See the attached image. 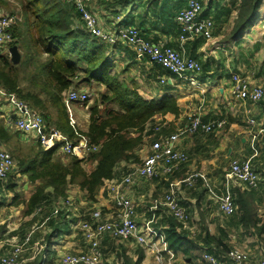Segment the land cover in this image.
Listing matches in <instances>:
<instances>
[{
	"label": "crops",
	"instance_id": "obj_1",
	"mask_svg": "<svg viewBox=\"0 0 264 264\" xmlns=\"http://www.w3.org/2000/svg\"><path fill=\"white\" fill-rule=\"evenodd\" d=\"M106 1L97 0L94 4V10L102 27L108 28L111 21L122 18L121 22L123 23L128 22L139 26L151 41L158 42L164 40L176 49L181 48L178 40L180 28L174 20L175 14L179 9H174L171 14L173 22L172 25H169L159 18L158 11L161 0H157V5H154L153 2L146 3L144 0L126 7L106 6L104 4ZM231 1L235 3L238 0H215L210 5L207 0V7L204 8L203 5V15L205 14L204 16L213 19L214 29L212 39L207 41L202 37H195L184 42L182 46L186 55L202 62V71L196 76L186 73L185 78L175 77L163 67L151 62L147 57L136 56L135 52L125 45L117 44L109 46L106 44L108 47L107 53L113 66L119 72L124 70L125 73L123 75L131 77L136 82L138 85L137 91L144 99H157L165 95L173 96L176 99L179 107L178 113H167L161 116L168 122L165 131L169 130V133L186 126L192 117H200L204 121L219 118L229 120V118L236 117L240 112L245 114V110L250 109L254 115H257L255 117L260 122L259 127L261 129L256 128L254 131H242L243 135L240 138V142L241 144H245L248 141L252 142L255 138L257 140L264 139V125H262L264 124V100L255 105L246 102L248 106L240 110V105H244L245 103L241 104L242 102L235 101L230 95V77L228 76L232 72L237 71L244 76H248L255 83L264 85V83L260 82V79H254V71H249L247 62L249 58L243 50V47L248 46V44H254L259 48L258 52L264 51V26L257 24L255 21L250 28H243L231 37V30L236 17L235 7ZM186 2L187 0H184L180 9L185 6ZM227 8H232L229 14L227 13ZM248 55L250 56V54ZM262 56L264 54L258 59H262ZM160 77H165L167 83L164 85L160 84ZM261 77L264 78V74H261ZM85 88L88 89L89 87H76V89ZM3 90L8 94L4 88ZM81 105L83 107V104L78 102L70 105L66 104L67 112L71 123L75 124L80 130L86 131L89 124V106H87V111L83 112L84 107L81 112L79 109ZM237 105L239 107H236ZM14 109L16 107L10 105L5 96L0 95V122L7 129H10L7 125L9 118L15 116L13 114ZM158 117L156 116L153 121L147 123L145 129L151 126ZM228 120L227 122L229 123ZM228 123V131L236 129L234 122ZM10 130L13 131L12 128ZM228 133L224 134L222 130L209 133V135L198 132L181 138L178 142V147L187 152L188 161L177 172L166 179L148 180L146 178H136L130 189V196L136 203L138 223L143 226L161 229L163 233L168 226L167 218L170 216L162 204L163 194L170 189L177 191L178 198L191 216V222L189 223L190 231L198 239L195 240L197 243L194 242L195 244H193L194 248L189 250L190 261H186L181 252H174L172 250L180 264H202L200 261L201 244L206 248L211 244V249H208L215 250L218 253H224L231 247L250 249L251 264H256L258 260L264 257V181H262L259 189L248 190L228 178V168L223 176L220 174L219 178L218 175L220 169L218 163L221 156L228 159V164L231 158H245L241 156V149L238 150L234 142L228 143L229 137H225ZM17 134V139L21 143L30 145L35 142L32 136L24 135L22 138L19 132ZM232 141L234 140L232 139ZM2 143L7 149L5 143L3 141ZM143 147L144 143L135 151L139 158L143 157L146 153L143 152ZM75 154L79 158L86 156L83 148H76ZM259 160H261V163L256 169L264 170V162H262L264 161V152H262ZM133 163L135 162L120 161L116 166L114 178L121 177ZM192 170L199 171L202 177L193 187L186 188L180 181L186 173ZM107 183L104 182L99 187L94 201H89L86 192L81 190L77 185L68 186L66 197L70 198L71 205L64 208V215L60 216L58 220L61 230L58 232L57 240L55 239L52 243V253L49 255L52 264H58L57 259H59L63 250L64 252H72L87 249L85 243L84 249H76L79 241L83 240V238L82 236L81 238L75 237L73 231L78 229V224L82 219L89 217V212L87 213V211H90V209H100L104 215L108 212L107 215L111 214L110 208L112 203L105 189ZM237 189L246 194L244 200L247 201L249 207L252 209V215L256 219L254 225H242L239 221L241 216L240 211L233 215H224L219 211L218 200L221 194L226 191H232L237 198ZM51 190V188L47 189L49 193ZM214 191L216 193L220 191V194L216 196ZM210 193L214 194V197ZM66 197L56 199L52 197V203L53 200L55 201L51 206H55L57 201L59 202ZM90 204L92 206H89ZM53 216L55 217L56 215L54 214ZM31 217L32 215L29 219ZM231 218L232 221L230 220ZM186 230L189 232L188 229ZM206 230L215 239L218 246H214L212 243L205 244L202 238V240L199 239L201 235H205ZM66 231L67 233L65 234L67 235L65 236H68L69 240L76 242V244H73L74 247L71 246L72 243L70 241L65 240L63 242L65 239L63 235ZM43 232L45 233L46 231ZM32 244L34 245V243ZM161 247L168 249L166 243L162 241ZM100 249L103 256L105 254L109 255L104 261L123 264L122 255L135 261L139 245L132 238L121 239L104 234L100 242ZM141 264H152V257L144 252Z\"/></svg>",
	"mask_w": 264,
	"mask_h": 264
},
{
	"label": "trees",
	"instance_id": "obj_2",
	"mask_svg": "<svg viewBox=\"0 0 264 264\" xmlns=\"http://www.w3.org/2000/svg\"><path fill=\"white\" fill-rule=\"evenodd\" d=\"M15 1L18 3L17 13L21 17L11 28L13 41L9 43V47L17 46L20 60L14 64L7 52H0V86L38 111L45 121V129H58L72 144L86 139L89 147L86 156L79 158L73 154H63L57 145L44 150L36 140L33 144L21 146L17 139L18 132L7 129L0 122V139L16 160L14 172L25 176L28 185L34 187L24 201H19L20 194L15 191V185H7L8 190L14 193L15 204L24 203L23 215H32L31 219L20 227L24 228L36 221L35 211L38 207L48 205L54 215V206L51 204H54L55 200L52 203L51 199L66 197L69 185H77L86 192L89 201H94L99 187L104 180L114 176L120 161H140L135 151L144 143L145 125L156 116L177 114L179 107L176 99L170 95L144 99L137 91L136 82L123 75L124 70L119 72L113 66L106 44L90 38L81 28H72L77 14L66 1ZM141 1L144 0H107L104 4L110 7H126ZM213 1L215 0H208V4ZM262 1L264 0H238L235 2L236 6L235 3L232 4L236 17L231 37L254 24ZM145 2H153L154 5L158 3L157 0ZM183 2L184 0H161L159 18L172 25L171 14L175 8L180 11ZM0 7H4L5 11L9 10L6 0H0ZM231 11L232 8H227L228 14ZM125 24L132 25L128 22ZM133 26L146 37L139 26ZM78 86L93 87L98 91L97 94L95 92L96 97L88 108L89 124L86 131L71 123L64 102V94ZM168 131L166 132L169 133ZM93 146L98 147L93 150ZM84 165L89 167V170ZM2 182L0 181V184ZM48 188L52 189L50 193ZM236 193L235 203L241 212L239 221L245 226L254 225L256 219L249 204L244 200L245 192L237 189ZM55 215L48 220L46 232L42 237V252L25 264H52L49 255L52 253V243L61 230L58 220L64 212L60 210ZM13 234L17 235L16 232ZM25 235L18 237L19 240L22 241ZM164 235L168 249L181 252L184 259L190 261L189 250L197 243L196 236L182 229L181 224L171 216L168 217ZM201 238L205 244L218 246L207 230L199 239ZM32 243L33 239L29 245H33ZM207 247L211 249V244ZM143 254L144 250L139 246L135 261L122 255L123 264H141Z\"/></svg>",
	"mask_w": 264,
	"mask_h": 264
},
{
	"label": "built area",
	"instance_id": "obj_3",
	"mask_svg": "<svg viewBox=\"0 0 264 264\" xmlns=\"http://www.w3.org/2000/svg\"><path fill=\"white\" fill-rule=\"evenodd\" d=\"M12 1V0H8ZM71 5L77 14L73 20V29L81 28L83 32L109 46L122 44L135 52L136 56L147 57L151 62L163 67L171 75L185 78L186 73L196 76L202 71V62L196 58L186 55L183 44L195 37L211 40L213 37L214 22L211 17L203 15V4L200 0H187L186 5L175 16V22L180 28L178 40L180 49L170 46L164 40L153 42L144 37L140 30L133 25L121 22L122 18L111 21L108 28L102 27L100 20L94 10L97 0H64ZM16 15V14H15ZM12 13L0 7V52L9 54V43L13 41L11 28L19 19ZM257 24L264 26V1L258 9ZM159 83H167L165 77L159 78ZM229 92L235 101L249 104H257L264 100V86L253 82L248 76L233 72L229 81ZM0 95L5 96L8 103L15 106L14 117L9 118L8 127L22 136H32L38 141L44 150L51 149L56 145L66 155L75 154L76 148H83L86 153L89 150L86 139H80L72 144L64 135L55 128L45 129V121L40 113L28 106L14 93L6 94L0 87ZM92 99L88 89H71L64 94L65 105L72 103L85 104ZM67 108V106H66ZM246 125L248 128H258L259 121L250 109L245 110ZM226 118L204 121L200 117L190 118L189 123L175 132L165 131L168 122L159 116L151 126L144 130V138L150 140L149 151L140 158V162L131 164L121 177L104 180L108 182L105 189L111 200V214L107 215L100 209L89 211V217L82 219L78 229L86 243L87 249L83 251L64 252L58 259V264H106L100 249V242L104 234L116 238H132L145 253L152 257V264H180L172 250L161 247L165 235L161 229L140 225L137 221L136 203L130 196V189L136 178L148 180L168 178L177 172L180 167L188 161V154L178 147L181 138L196 133H213L224 129L227 125ZM264 125V124H262ZM98 146H93L96 150ZM15 161L10 152L3 146L0 139V181H3L10 172L15 170ZM264 170L253 167L249 159L242 157L231 158L228 164V178L237 182L245 189L257 190L264 181ZM202 174L199 171H189L180 183L186 188L193 187ZM163 206L167 214L173 217L182 226V229L190 231L189 223L191 216L186 207L180 201L177 191L170 189L163 194ZM71 205L70 198L57 201L54 213ZM219 211L224 215L237 213L238 207L235 203V194L226 191L218 200ZM88 216V214H87ZM34 226L25 235L22 241L16 234L17 229L9 233L5 241L10 246L6 254L0 255V264H18L25 246L30 244L31 234ZM179 231V229L177 228ZM194 236L195 234L190 231ZM12 238V240H10ZM35 244V243H34ZM200 249V248H199ZM166 251V253H164ZM250 249L228 248L224 253L210 251L201 244L200 261L202 264H251ZM256 264H264L262 257Z\"/></svg>",
	"mask_w": 264,
	"mask_h": 264
},
{
	"label": "rangeland",
	"instance_id": "obj_4",
	"mask_svg": "<svg viewBox=\"0 0 264 264\" xmlns=\"http://www.w3.org/2000/svg\"><path fill=\"white\" fill-rule=\"evenodd\" d=\"M6 3L9 6V10L8 11L6 10V11L9 13L12 12L13 15L16 14L15 16L20 18L21 17L20 14L17 13V4H18L17 1L6 0ZM231 3H233V1H231ZM202 4L204 5V8H206L207 7V0H202ZM3 9H4V7H3ZM258 49L259 48L254 44H248V46L243 47V50L245 51L244 53H246V55L249 58V59H247L249 71H254V76H255L254 79H256V78L260 79V82L264 83V78L261 77V74H264V56H262V59H258L261 57L262 54H264V51L258 52ZM248 54H250V56ZM228 76L231 78V75H228ZM230 78H229V81H230ZM262 86H264V85H262ZM88 90L90 92L92 91L91 92L92 99L89 102H87L86 104H83V107H82V105H81V107H79L81 112H82V109L84 107H85V109H83V112L87 111V106H90V104H92L94 98L96 97V94L98 93V91H95V89L93 87L88 88ZM95 92H96V94H95ZM241 104H243V103H241ZM247 104L248 103H246L244 105H240V110L243 109L244 107L248 106ZM236 107H239V105H237ZM256 117H257V115H256ZM245 119H246V115L244 113H241V112L238 113V115L236 117L231 118V119L229 118V120L227 119L229 121V123H231V122L235 123L236 129H233V131H228V129H227L228 125H227L225 127V130L222 129V132L224 134L229 132L225 136V137H229L228 143L234 142L236 144V146L238 147L237 149L238 150L241 149V152H240L241 156H244L246 159H249L254 168H258L260 166V163H261V160H259V158L261 157L262 152H264V139L257 140V138H255V139H253V141H252V139H250L252 142L248 141L245 144H241L240 138L243 135L242 131H244V130L254 131V128H251V127L248 128L247 127ZM212 139H215V138H212ZM232 139L234 141H232ZM20 144H21V146L26 145L25 143H21V142H20ZM149 145H150L149 140L147 138H145L144 147H143L144 153L146 151L147 152L149 151ZM219 159L220 160H219L218 164H219L220 169H219L218 175L220 178V174L223 176L225 171L228 168V159L224 158V156H221ZM14 161H15V166H16V160L14 159ZM85 168L87 170H89V167H87L86 165H85ZM8 184H14L15 185V191L18 194H20V198L18 199L19 201L20 200L24 201L29 196V194L34 189V187L31 185H27V179L24 176L19 175L16 172H10L9 175L0 184V255L6 254L9 251L10 246L8 245V242L5 241L6 238L10 237L9 233H11L15 229H17L15 232L17 233L18 237L21 238L31 230V226H34V228H33L34 231L31 234V239H33L35 244L25 246V250L21 255V259L18 261V264H25L27 261L31 260L35 255L42 252V249H43L42 237L44 235L43 231H46L48 220H50L51 217L53 218V211H51L49 209L48 205L38 207L35 211V216H36L35 224L33 222V224L31 226L29 225V226H26L24 228H20L22 226V224L30 218V216L25 217L23 215V210L25 208L24 203H19L18 205L15 204V201H13V194L14 193L12 191L8 190V188H7ZM210 194H211V196L214 197V194H212V193H210ZM219 194H220V191H217V193L215 192L216 196H218ZM235 201H236V199H235ZM89 206H92V205L90 204ZM90 210H92V209H90ZM88 212L89 211H87V213ZM230 220L232 221V218ZM9 228H14V230H10ZM73 231L75 233V237L81 238V232L78 229L73 230ZM65 233H67V231L64 232V235H63L64 237L62 236L63 238H65L64 240L62 239L63 242L65 240L70 241L72 243L71 246L74 247L73 244L74 243L76 244V242L69 240L68 236H65V235H67ZM32 236H33V238H32ZM10 240H12V238ZM84 243H85L84 240L81 239L79 241L78 247H76V249H84ZM85 245H86V243H85ZM63 252H64V250H63ZM63 252H61V253H63ZM104 254H105V252H104ZM108 256L109 255L105 254V256H103V257H104V259H106ZM105 262H106V264H112V263L116 264L115 262H108L106 260H105Z\"/></svg>",
	"mask_w": 264,
	"mask_h": 264
},
{
	"label": "water",
	"instance_id": "obj_5",
	"mask_svg": "<svg viewBox=\"0 0 264 264\" xmlns=\"http://www.w3.org/2000/svg\"><path fill=\"white\" fill-rule=\"evenodd\" d=\"M8 56H9L11 62H13L14 64L20 60V52H19L17 46L9 47Z\"/></svg>",
	"mask_w": 264,
	"mask_h": 264
}]
</instances>
